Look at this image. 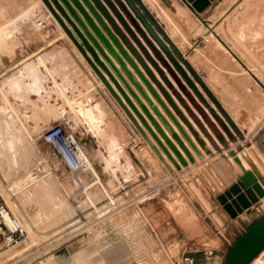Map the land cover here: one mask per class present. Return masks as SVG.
<instances>
[{
	"label": "rangeland",
	"instance_id": "374dc122",
	"mask_svg": "<svg viewBox=\"0 0 264 264\" xmlns=\"http://www.w3.org/2000/svg\"><path fill=\"white\" fill-rule=\"evenodd\" d=\"M21 1L0 0V13L5 17L0 20L2 23L9 21V24L4 25V29H13L21 36L16 35L15 38L18 40L13 43L19 41L17 44L22 51L18 56H23L22 59L16 56L6 61L4 67H0V121L11 123L12 119L14 121L18 119L15 130L23 125L27 136L23 147L19 146L13 154L14 164L13 157L0 160V198L7 200L13 214L27 229L29 235L28 239L19 246L6 247L0 243V264H105L101 253L114 242H122L127 246L128 262L123 264H176L179 256L176 254L172 259V254L177 250V244H172L174 247L171 250L169 248L172 245L167 249L165 246L172 239L182 238L185 239V243H199L214 251L208 261L203 260L198 254L200 261L197 264H223L231 246L261 217L264 209L252 207L250 212L233 223V226L219 221L215 206L219 208L221 204L218 196L224 187H220L218 180L223 179L221 176L216 180L210 178L206 173L205 164L213 168L225 167L226 162L220 158L229 159L231 162L234 158L233 154L237 157L239 151L243 149H253L252 151L264 162V54L247 53L246 49H240V45L237 46L233 41V15L225 20L224 25L215 29V34L210 33L207 36L210 41L200 38L205 37V24H212L226 9V5L221 11L213 15L209 12L204 16L203 19H206L210 15L211 20V22H203L204 26L192 17L191 24H182L171 14L167 15V23L164 24L142 0L136 2L131 0L163 43L164 48H162L125 0H109L141 44V48L138 45L137 47L143 62H148L149 57L153 62L152 66L159 69L161 80L164 77L169 80V84L167 83L169 94L178 101L212 147L210 159L204 163L200 161L190 169L183 170L182 173L174 169L168 171L164 163L160 164L155 159L142 130L129 119L106 87L102 88L91 77L89 68L78 52L72 48V43L70 44L67 38L59 36V31L53 24H47L42 31L37 29L35 20L43 17L34 18L35 13L29 6L31 2ZM146 13L151 18L147 17ZM153 21L156 25L152 23ZM157 27L164 32L167 39L159 33ZM190 33L192 34L187 36ZM36 34L42 36L46 34V36L40 40ZM129 37L135 42L130 35ZM183 40L190 43L187 44L189 47L186 52L180 49ZM241 50L245 51L244 54ZM262 50L264 51V44L260 48L257 46L252 48L254 53ZM173 61L184 70L190 82L217 117L194 94ZM30 62L34 65L31 64V71L28 74L34 72L30 76L27 74L25 78L18 79L19 85L22 86L20 89L15 87L14 90L10 88L6 91L2 88V81L7 76L15 74L17 77V71L24 69ZM16 63L20 65L7 66ZM187 66L197 74L215 103L193 79ZM247 68L250 71H247ZM36 73L38 76H35ZM31 76L37 81L33 89L24 86L25 79L30 81ZM37 85L44 89L43 92L39 88L36 91ZM34 90L39 95L35 94ZM239 108L245 110L249 108L248 112L252 113L249 115L253 120L254 128L246 130L238 126L242 132L233 136L230 129L236 132L235 128L227 121L222 111L235 125L233 115ZM88 109L101 111L99 115L102 118L99 117L96 122L90 121L83 115V111ZM66 119H69L71 126L64 125L66 121L68 122ZM98 122L104 129V135L101 143L93 144L88 130ZM54 124L62 125L68 134H73L81 144H86L85 149L93 157L94 170L98 171L94 172L99 180L98 184L110 192L115 205H107L106 197L98 194V184L94 183L96 176L93 178L88 176L93 180L88 177L85 180L83 175L84 183L88 184L87 197L85 194L81 196V192L74 190L72 181L77 176L68 172L51 148L42 141L43 131ZM109 138L114 140L115 146L120 147L130 158L133 164L131 177L128 178L125 171L118 169V165L109 162L107 153ZM216 157L217 160L213 161ZM138 162H141L142 166ZM147 169L152 173L151 177L147 176ZM32 170H35L39 177L35 183L26 178ZM238 175L232 174L231 178L223 182L228 184ZM24 177L26 183L22 185L21 191L12 186L13 181ZM196 179L200 181L201 190L198 186L196 188L207 200V207L190 190V186L197 183ZM259 179L262 182V179ZM122 180L130 183L131 190L127 193L119 188ZM168 183L171 185L165 187ZM163 184L165 188L160 187L163 189L154 195V200L140 204L135 202L142 198V193L147 189ZM71 191L72 194L77 193L79 197L72 198ZM172 191L174 194L170 195V198L166 197ZM8 192L11 195L10 199L7 197ZM69 200H74L72 205ZM87 202H91L92 205L97 203L99 210L87 207ZM151 203L161 207L165 221L168 223L163 226L165 230L161 232L160 240L150 233L147 220L139 209ZM106 210H110L107 215L104 214ZM134 243L135 249H133ZM138 254L140 256H137ZM250 264H264V251Z\"/></svg>",
	"mask_w": 264,
	"mask_h": 264
},
{
	"label": "bare ground",
	"instance_id": "6f19581e",
	"mask_svg": "<svg viewBox=\"0 0 264 264\" xmlns=\"http://www.w3.org/2000/svg\"><path fill=\"white\" fill-rule=\"evenodd\" d=\"M47 1L49 2L50 6L53 8L55 13L62 20L63 24L74 34L73 29L68 24V22L65 20V18L61 15V13L58 11V9L55 7L53 2L51 0H47ZM56 1L59 4V6L62 7L63 10L66 12L69 19L77 26L79 31L82 33L84 38L87 40L88 44L94 49L96 56L98 58V62H100V64H98L93 59L92 55L88 51L85 50V52H86L87 57L90 59L92 64L95 66L98 73L95 72V70L87 62V60L84 58V56L81 54V52H79V50L76 48V46L73 44V42L69 39L68 35L63 30V28L61 27L59 22L56 20L54 15L47 8V6L43 2V0H31V1L29 0V2H31V4H29V6L32 7L33 13H35L34 18L43 17V19L46 20V25L47 24H53L54 27L56 26L58 31H59V34H60L59 36H63V38H67V41H69L70 44L72 43L71 44L72 48L78 52V54L81 56L82 60L86 63L87 67L90 70V75H91V77H93V79L96 81V83L99 86H101L102 88L106 87L105 83L103 81H106L109 84V86L112 88V90L114 91V93L117 95V97L120 100L119 102L117 101V103L123 108L124 112L128 115L129 119L132 122L134 121L136 126H138L140 128V130H142V132L146 135L148 142H149L148 147L156 155L157 158H155V159H158L157 160L158 163H164V165H166L168 171H174L175 170L176 172H181L182 170H186L188 168L190 169V167L195 166L200 161L204 163V161L210 159L209 155L211 154L212 149L209 146L207 140L200 133V131L197 129V127L191 121V119L187 116V114L184 112V110L180 107L177 100L171 94H169L170 91L167 89V83L169 84V80L165 79V77H164V79L162 78V80H161V77L159 76V74H160L159 71L157 70V68H154L152 66L151 62H149V59H148V62L147 61L143 62V59L138 54L137 44H135V42L129 37L130 34L120 24L118 19L110 11L109 7L105 4V2L103 0H101V1L99 0L103 6L104 5L106 6V7L105 6L104 7L107 9L108 14L110 11L113 14V17L115 18V20L122 27L124 32L118 27V25L116 24V21L109 14V16L114 20L116 26L121 30L120 32H122V34L124 35V40L114 32L112 26L107 21V19L104 17V15L98 9H96V8L95 9H96L97 14L101 17L102 21L106 24V26L110 30V32L114 35L116 41L119 44L120 49L117 48L113 44L111 39L107 36L105 30L102 28L99 21L94 17V15L89 11V9L84 5V3L81 0H78V2L80 3V5L84 9V11L86 12L87 16L90 18L93 27L90 26V24L83 17V15L76 9L75 5L73 4V2L71 0H66V2L69 3L72 10L75 12L76 16L79 18L78 21H77V19H75V17H73L71 15V13L69 12L68 8L66 7V5L64 4V2L62 0H56ZM146 1L150 5L153 4V2H154V0L153 1L152 0H146ZM166 1L168 3L167 6L170 7V9L172 11H176V7L173 5L172 1L171 0H166ZM163 2L165 3V1H163ZM24 5H26V4H24ZM29 6H27V7H29ZM161 9H163V8H161ZM155 11H157V10H155ZM157 13H159V11ZM159 14H161V12ZM1 18L4 19L5 17L0 13V19ZM38 19H42V18H37L35 20V22ZM5 24H9V21L8 22L6 21V23L4 21V23H2L0 20V67L1 66L4 67L3 65L5 64L6 61H10L14 57L18 56L20 51H22V49L20 50V47H19L20 45L17 44L19 41L16 43L15 42L13 43V41L18 40L15 37H16V35L19 36V33L15 32L13 29H8V30L4 29ZM221 25H224L223 21H222ZM226 25L227 24H225V26ZM217 27H218V25H217ZM222 28L224 29V27H222ZM37 29L42 31V29H40V28H37ZM87 34L89 36H87ZM228 34H229V32H228ZM36 35H38V34H36ZM45 36H46V34H45ZM45 36H42V34L38 35V39L40 38V40H41ZM19 37H21V36H19ZM101 37L107 41L110 49H108L105 46ZM235 38L233 39L232 37H230V39H233V41L237 43V46H239V44ZM207 40H209V39H207ZM30 41H33V40H30ZM77 41L80 42V40L78 38H77ZM188 43H186L185 41H182V43H180V48H181L182 52H186L188 50V47H189V46H187ZM204 45L205 44L203 43L202 46H204ZM239 48L242 49L240 46H239ZM207 49H208V47H207ZM196 51H197V49H196ZM196 51H195V53H196ZM241 52L244 54L245 51L241 50ZM192 55H194V53ZM245 55H247V54H245ZM194 58H196V57L194 56ZM190 61H192V59H190ZM205 62H206V60H205ZM8 63L10 64V62H8ZM31 64L34 65V63L30 62L26 65V67L24 66L25 67L24 69H21V70L19 69V71H17V73H18L17 77L15 76V74L14 75L10 74V76H7L2 81V88H4L6 91H8V89L10 90V88L12 90H14L15 87L17 89L18 88L20 89V87H22V86L19 85L18 79H21L24 76L26 77V75L31 71L30 70ZM29 65H30V67H29ZM32 68H34V67H32ZM32 72H34V71H32ZM32 72L30 74H32ZM30 74H28V75L30 76ZM35 76H38V74L36 73ZM28 78H30V77H28ZM41 78L39 77V79H41ZM30 79L32 80V81L30 80L31 82L25 79L24 84H26V85H24V84L23 85L32 87V89H33V87H36L35 82H37V81H35L36 78L34 79V77H32V76ZM113 79H114V82L116 81L118 87L122 90V92L119 90V88H117V86H115ZM161 82L163 85L161 84ZM20 84H22V83H20ZM38 88H39V86L37 85L36 91L38 90ZM28 89H30V88H28ZM32 89H30V90H32ZM40 89L42 90V87L39 88V90ZM12 90H11V92H12ZM43 90L41 92H43ZM106 90H108V89L106 88ZM26 91H27V88H26ZM21 92H22V90H21ZM28 92H30V91L28 90ZM108 92H109V90H108ZM167 92H168V94H167ZM258 92H260V91H258ZM13 93H15V91H13ZM37 93L38 92H36L35 94H37ZM18 94H16V95H18ZM37 95H39V94H37ZM262 95H261V97H262ZM259 98H260V95H259ZM18 99H19V97H18ZM241 107L242 106L240 105V108ZM243 107H246V106H243ZM240 108H239V110L237 109V112L233 115L237 126L243 128V129H246V130H251V128L253 129L254 128V127H252L253 126V122H252L253 120L251 119V117L249 115V113L251 111L248 112L249 108H247V110L240 109ZM100 112L101 111H95L92 109H88V110L83 111V115L86 118H88L90 121L94 122L95 120L96 121L99 120V117L102 118V116L99 115ZM250 114H252V113H250ZM74 115H73V117H74ZM138 115L140 116V118H142V120H144V123L146 124V126H145V124H143V121L139 118ZM260 116H261V114H260ZM259 118L262 120L261 117H259ZM66 120H68V122ZM66 120H65L66 124L64 123V125H66V126L70 125L69 119H66ZM258 121H259V119H258ZM16 122H18V119L15 121H14V119H12L11 123L10 122L7 123L6 121H2V120L0 121V160L2 158L9 159V157H13V159H12V163H13L15 161V157L13 156V154L16 152V150L19 149L18 148L19 146L22 145V147H23L24 142H26L27 136L25 134L26 132L24 133V126L21 125L20 129L15 130V127H16L15 124H17ZM99 122L97 124H93L91 129L88 130V135L92 139L93 144L101 143V138L104 135V129L99 125ZM255 122H257V120ZM70 135L73 137V139L77 143L79 151L85 156V158L88 161V165H89V167H88L89 171L77 172L78 175H76V173H74V175L77 176V177H75V179H73L74 181H72V183L75 186L74 190L81 192V196L83 194L89 195L88 186H87L88 184L86 185L84 183L83 175H84V179L87 178L88 176H90V177L92 176V178H93L94 176H96L94 174L97 173L98 171L95 172L96 170H94L95 167L93 165V157L90 155L89 151L87 149H85L86 144H81L79 139H77L73 134H70ZM115 144H116V142H114V140L112 141V139L109 138L108 147L106 146L108 157H109V162L114 164V165H118V169H120V170L122 169L123 171H125V174H127V177L129 178V177H131L130 175H131L132 170H133V164H132L130 158L126 155V153H124L120 147L119 148L116 147ZM173 148L185 160L186 166H184L183 164L180 163V161L178 160L177 155L175 154V151L173 150ZM145 150H147V149H145ZM252 150H248V149L240 150L239 155L237 157L234 156V158H237L239 160V163L235 162L234 158H232L231 162H232V166H233V175L239 173L241 176L243 171H252L258 177V179L259 178L262 179V182L259 179V184L264 185V162L261 159V157L258 154L254 153V151H252ZM144 152H146V151H144ZM20 153H22V152H20ZM187 154L190 155L192 160H189ZM215 160H217V157L215 159H213V161H215ZM173 161L179 167H176L173 164ZM109 162H107V164ZM205 166H206V173L210 176V178H214L216 180L219 178V176H221V178L225 181H227V179H229V177L231 178L232 173H231L228 166H225V167L215 166L214 168L210 167L208 164H205ZM207 168H209V169H207ZM147 173L151 177L152 173L148 169H147ZM207 174L205 175L206 179L208 177ZM27 175H26V178L29 181H31L32 183H35V181H37L39 179V177H38L36 180H31L30 178L27 177ZM90 177H88V178L91 179ZM91 180H93V179H91ZM219 180H218L219 184L222 185L220 178H219ZM98 181L99 180L96 176L94 183L98 184ZM166 182H168V181H166ZM196 182H197L196 184H192L190 186V190L207 207L208 206L207 200H205V198L201 195L199 190L196 188V186H198V188L200 189V186H201L200 181L196 180ZM24 183H26L25 177L19 178V179L13 181L12 186L16 187L19 191H21L22 185ZM92 184H93V182H92ZM164 185L165 184L157 186V188L155 190L156 193H158L160 191V187H164ZM89 186H90V184H89ZM98 187H99V193L98 194L102 197L103 196L106 197V200H108L107 205H115V201L111 198L110 192H108V190H106L105 188H102L99 184H98ZM72 191H73V189H72ZM72 191H71V194H72ZM35 193H37V192H35ZM91 193L93 195V192H91ZM28 194H31V193H28ZM87 195H86V197H87ZM70 196L75 199V197L77 196V193L74 192ZM7 197H9V199L11 198V195L9 194V192H8ZM78 197L79 196H77V198ZM143 198L144 197L140 198L139 200H137L135 202L136 203L143 202L145 200ZM0 200H2L4 204H6V206L10 209L11 213L13 214L11 208L9 207V205L7 203V200H4L3 198H0ZM72 201H74V200H72ZM72 201H70L71 205H72ZM87 203H88L86 205L87 207H91L94 210H99V209H97V203L95 205H92L91 202H87ZM263 205H264V197L261 198L259 200V202L256 205H253L252 207H255V209L258 208V209L263 210L264 209V208H262ZM95 206H96V208H95ZM109 211L110 210H106L104 214L107 215L109 213ZM247 211H245L243 213L247 214ZM142 216H143V213H142ZM218 220L220 221V219H218ZM18 221H19V219H18ZM20 224H21V222H20ZM22 227L27 232V229L23 225H22ZM28 235L29 234L27 232V239H28ZM25 241L21 242V244L24 243Z\"/></svg>",
	"mask_w": 264,
	"mask_h": 264
},
{
	"label": "crops",
	"instance_id": "0c3cea01",
	"mask_svg": "<svg viewBox=\"0 0 264 264\" xmlns=\"http://www.w3.org/2000/svg\"><path fill=\"white\" fill-rule=\"evenodd\" d=\"M163 1H165V3ZM171 1H172L173 5L176 7V11H172L170 9V7L167 6L168 3L166 0H154V2H153V4L155 3L154 5L153 4L150 5L146 0H142V2L148 7V9L152 10L156 14L158 19H160L164 24L167 23V19H166L167 15L171 14L175 17L176 20L180 21L182 24H186V25L191 24L192 21L190 18L192 17L195 20H197L199 23H201V25H203V22H205V21L211 22V20L209 19L210 15H213V14L221 11L224 8V5H226V9L223 11V13L214 22H212V24H205L206 26L203 25L206 29V33H205L206 38L205 37H200V38L207 39V36L210 33L215 34V28L217 29L219 26H221L222 21H223V23H225V20L227 18H229L231 15H233V36L232 37L233 38L236 37L235 39L238 40V42H240L239 43L240 47L246 49L247 53H250L253 55L264 54L263 50L261 52L258 51L256 53H254L252 51L253 47L257 46L258 48H260L264 44V0H215L213 2H210L209 7L204 12H202L201 14H197L190 7V5H188L183 0H171ZM160 7L163 9H161ZM155 10H157V11H155ZM158 11H159V13L161 12V14L157 13ZM209 12H212V13L208 16V18L203 19L204 16H206ZM109 14L115 20V18L113 17V14L110 11H109ZM116 24L123 31L122 27L118 24L117 21H116ZM167 25H168L167 27H169V24H167ZM217 25H218V27H217ZM167 35H168L169 39L175 44V42L172 40L171 36L168 33H167ZM190 35H191V33L187 34V36H190ZM22 57L23 56H21V57L18 56V59H22ZM17 65H20V63H16L13 65H7V66L8 67H10V66L14 67ZM247 71H250V69L247 68ZM180 107H181V105H180ZM191 121L194 123V121L192 119H191ZM195 126L197 127L196 124H195ZM234 126L236 127V129H235L236 132L232 131V129H230V131L232 132L233 136H236V133H241L242 131L238 128L237 124H235ZM197 129H198V127H197ZM200 133H201V131H200ZM214 139L220 145L219 141L215 137H214ZM207 142H208V140H207ZM208 144L211 147L209 142H208ZM211 149H212V147H211ZM51 150H52V148H51ZM155 158H157L156 155H155ZM220 159L223 162H226V165L229 167L231 173L233 174V166H232V163L229 161V159H227V160H225L223 158H220ZM138 163H140V165L142 166L141 162H138ZM182 172H183V170L179 173H182ZM238 176H240V174ZM237 178L238 177H236V179L234 181L232 180L228 184L221 181L222 185H220V187H224V189L222 191L223 193L220 192V195L224 194L226 189H228L231 185L236 183ZM196 180H198V179H196ZM170 185L171 184L168 183L165 187H169ZM260 185L264 189V185L263 184H260ZM162 189L163 188L160 189L159 193L161 192ZM172 194H174L173 191L169 192L166 195V197L170 198L171 197L170 195H172ZM152 200H154V198ZM152 200H149V201H152ZM138 204H140V203H138ZM139 209L142 210L143 216L147 220L146 224L149 225V227H150V233L155 235L160 240V234L163 230H165V228L163 226L168 225V223L165 221L164 211L156 203H151L148 206H146V207L144 206V207L139 208ZM215 211L217 212V214H219V219L221 221L227 222L228 225H232V226H233V223L238 222V220L246 214V213H243L241 215H238L237 218L232 219L227 214V212L224 211L222 204H219V208H218V206H215ZM125 236L126 235L124 234L123 237H125ZM175 243L177 244V250L175 251V253L172 254V259L174 258V256L176 254H178V256L180 258L182 253L185 250H187V248H189V247L196 248V249H200L202 247H205L204 245H199V243H188V242L185 243V239L182 238V239H177V240L172 239L171 241L168 242L167 246H165V249H167V247L169 245H172ZM133 245L135 246V243ZM172 247H174V246L172 245L169 249L171 250ZM135 248H136V246L133 247V249H135ZM136 254H137V252L135 253V255ZM101 255L104 258L105 264H123L125 262H128V257H126V256H128L129 253L127 250V246L124 243L114 242L113 244L109 245L107 247V250L102 252ZM137 256H140V255L138 254ZM195 259H196V264H197V262L200 261L198 254L195 255Z\"/></svg>",
	"mask_w": 264,
	"mask_h": 264
},
{
	"label": "water",
	"instance_id": "95a60500",
	"mask_svg": "<svg viewBox=\"0 0 264 264\" xmlns=\"http://www.w3.org/2000/svg\"><path fill=\"white\" fill-rule=\"evenodd\" d=\"M55 7L58 9V11L61 13V15L65 18V20L68 22V24L73 29L74 34L63 24L62 20L59 18V16L55 13L53 8L50 6L49 2L47 0H43V2L46 4L47 8L50 10V12L54 15L56 20L59 22L63 30L68 35L69 39L73 42V44L76 46V48L81 52V54L84 56V58L87 60V62L92 66V68L95 70V72L98 73L95 66L92 64L90 59L86 55V51H88L93 59L98 62V58L96 56V53L94 49L88 44L87 40L84 38L82 33L79 31L77 26L69 19L66 12L63 10L62 7L59 6L56 0H51ZM66 7L68 8L69 12L77 21L79 18L76 16L75 12L70 7L69 3L66 2V0H62ZM73 4L75 5L76 9L83 15V17L87 20V22L90 24V26L93 27L92 22L90 18L87 16L86 12L78 2V0H71ZM84 5L89 9V11L94 15V17L99 21L102 28L105 30L107 36L111 39L113 44L120 49L118 42L116 41L114 35L110 32L106 24L102 21L101 17L97 14L96 9H98L104 17L107 19V21L112 26L114 32L121 37L124 40V35L121 30L116 26L114 20L109 16L107 9L102 5V3L99 0H81ZM93 3H91V2ZM105 4L109 7V9L113 12L115 17L118 19L120 24L125 28V30L130 34V36L135 40V43L138 45L139 48H141V44L135 39L134 34L131 32L129 27L125 24L123 21L121 15L115 10L113 5L109 0H103ZM129 7L133 10V12L140 18L146 29L149 31L151 36L158 42V44L164 48L163 43L159 39V37L153 32V30L149 27V25L145 22L144 18L141 16L140 12L136 9L134 4L131 0H125ZM185 1L190 7L197 13L201 14L204 12L210 5V2H213L215 0H183ZM94 5V6H93ZM96 8V9H95ZM80 23V22H79ZM87 36H89L87 34ZM77 38L80 40L77 41ZM103 43L105 46L110 49L108 43L104 38H102ZM149 59V57H148ZM149 61L153 64L151 59ZM176 67L180 71L182 75H184L186 78H188L184 72V70L175 63ZM159 71V69H158ZM110 76V75H109ZM105 83L106 88L109 90V92L112 94V96L115 98L116 101H120L117 95L114 93L112 88L109 86V84L106 81H103ZM114 82V79H113ZM115 86L118 87L116 81L114 82ZM119 90L122 92V90L119 88ZM139 116V115H138ZM140 118V116H139ZM142 120V118H140ZM143 124L144 123V120ZM134 122V121H133ZM135 124V123H134ZM136 125V124H135ZM146 126V124H145ZM175 151V154L177 155L178 160L181 164L186 166L185 160L180 156V154L173 148ZM189 160H192L189 154H187ZM235 154H233V157ZM234 161H239L237 158H234ZM173 164L176 167H179L174 161ZM264 197V190L259 184L258 177L252 172V171H243V174L238 177V180L236 183L231 185L224 194L220 195L218 197V200L223 206V209L227 214L230 216V218L235 219L238 217V215L242 214L243 212L247 211V213L250 212V208L253 205H256L261 198ZM264 250V213L261 215V217L254 222L245 232L244 234L231 246L229 249L227 256L224 260L223 264H250L257 255H259Z\"/></svg>",
	"mask_w": 264,
	"mask_h": 264
},
{
	"label": "built area",
	"instance_id": "2783aa9c",
	"mask_svg": "<svg viewBox=\"0 0 264 264\" xmlns=\"http://www.w3.org/2000/svg\"><path fill=\"white\" fill-rule=\"evenodd\" d=\"M36 27L45 29L47 27L46 20L38 19L36 21ZM53 130H55L54 134L49 135L53 133ZM42 141L52 148L55 156L60 160L68 172L74 174L77 172L89 171L87 159L79 151L78 145L73 137L65 131L62 125L54 124L46 129L42 134ZM146 174L150 177L147 172ZM27 177L31 180H36L38 175L35 173V170H32L28 173ZM119 185L120 190L124 191V193L131 190L129 181L122 180ZM156 188L157 187H151L142 193V197L145 199L143 202L154 198ZM26 239V230L11 213L6 204L0 202V243L6 247H15ZM213 253L214 251L207 247H202L200 249L189 247L182 253L178 261H176V264H196L195 255L197 254H200L203 260L208 261L213 256Z\"/></svg>",
	"mask_w": 264,
	"mask_h": 264
},
{
	"label": "trees",
	"instance_id": "16d2710c",
	"mask_svg": "<svg viewBox=\"0 0 264 264\" xmlns=\"http://www.w3.org/2000/svg\"><path fill=\"white\" fill-rule=\"evenodd\" d=\"M133 1H135L136 2V0H133ZM146 15H147V17H150L151 18V16L148 14V13H146ZM154 25H156V23L153 21L152 22ZM157 29L159 30V33L163 36V37H165V39H167L166 38V36H165V34H164V32L162 31V30H160V28H158L157 27ZM174 62V61H173ZM175 63V62H174ZM188 67V69H189V71H190V73H191V75H192V77H193V79L202 87V89H203V91L209 96V98H211V100L212 101H214V103H215V100L213 99V97H212V95H211V93L208 91V89L203 85V83H202V81L200 80V78L197 76V74L193 71V70H191L190 68H189V66H187ZM183 78H184V80L188 83V85L190 86V88L193 90V92H194V94L201 100V102L209 109V111L215 116V117H217L216 115H215V113H214V111H213V109L210 107V106H208V104L205 102V100L202 98V96L199 94V92L197 91V89L194 87V85L190 82V80L188 79V78H186L184 75H183ZM218 105V104H217ZM218 107H219V105H218ZM220 108V107H219ZM222 111V110H221ZM222 113H223V115H224V117L227 119V121L231 124V126L232 127H234L235 129H236V127L234 126V124H233V122L230 120V118L227 116V114L225 113V112H223L222 111Z\"/></svg>",
	"mask_w": 264,
	"mask_h": 264
},
{
	"label": "snow or ice",
	"instance_id": "6c2138e0",
	"mask_svg": "<svg viewBox=\"0 0 264 264\" xmlns=\"http://www.w3.org/2000/svg\"><path fill=\"white\" fill-rule=\"evenodd\" d=\"M54 131H55V130H53V133H50L49 135H53V134H54ZM237 163H239V161H237Z\"/></svg>",
	"mask_w": 264,
	"mask_h": 264
}]
</instances>
